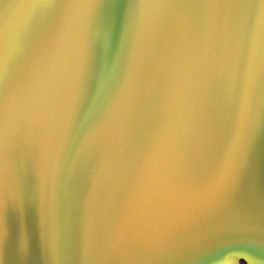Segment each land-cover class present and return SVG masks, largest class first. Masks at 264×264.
<instances>
[{
    "label": "water",
    "instance_id": "water-1",
    "mask_svg": "<svg viewBox=\"0 0 264 264\" xmlns=\"http://www.w3.org/2000/svg\"><path fill=\"white\" fill-rule=\"evenodd\" d=\"M0 201V264H264V0H0Z\"/></svg>",
    "mask_w": 264,
    "mask_h": 264
},
{
    "label": "snow or ice",
    "instance_id": "snow-or-ice-1",
    "mask_svg": "<svg viewBox=\"0 0 264 264\" xmlns=\"http://www.w3.org/2000/svg\"><path fill=\"white\" fill-rule=\"evenodd\" d=\"M60 2H62V0H58V3ZM247 142V137H238L233 148L227 151L224 156L223 164L218 173V180L222 193L227 192L228 194H234L238 187L242 171L241 152ZM20 213L21 208L15 201H12L10 205H6L4 202L0 201V240L5 239L8 234V215L13 214L19 216ZM243 255V253L230 255L225 258L224 264H239L240 257ZM245 259L248 264H251V258L246 257Z\"/></svg>",
    "mask_w": 264,
    "mask_h": 264
},
{
    "label": "trees",
    "instance_id": "trees-1",
    "mask_svg": "<svg viewBox=\"0 0 264 264\" xmlns=\"http://www.w3.org/2000/svg\"><path fill=\"white\" fill-rule=\"evenodd\" d=\"M241 264H243V263H241Z\"/></svg>",
    "mask_w": 264,
    "mask_h": 264
}]
</instances>
